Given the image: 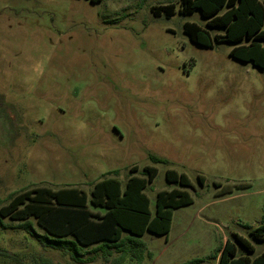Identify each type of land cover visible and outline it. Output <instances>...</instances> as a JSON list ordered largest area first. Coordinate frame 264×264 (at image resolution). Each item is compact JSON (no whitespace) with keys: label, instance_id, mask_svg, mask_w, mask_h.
<instances>
[{"label":"rangeland","instance_id":"374dc122","mask_svg":"<svg viewBox=\"0 0 264 264\" xmlns=\"http://www.w3.org/2000/svg\"><path fill=\"white\" fill-rule=\"evenodd\" d=\"M169 4L174 15L155 14ZM181 7V0H0L3 204L40 186L90 192L114 171L125 184L135 166L142 173L155 165L145 190L155 214L158 192L175 187L166 179L175 168L190 177L194 202L174 210L168 235L141 237L150 254L140 264H218L236 234L252 241L253 257L264 252L250 232L264 222V70L231 57L234 43H193L184 24L207 28V19ZM4 223L0 251L25 264H80L41 247L20 221ZM89 257L81 264H111L92 248L82 254ZM0 264L18 261L0 256Z\"/></svg>","mask_w":264,"mask_h":264},{"label":"trees","instance_id":"16d2710c","mask_svg":"<svg viewBox=\"0 0 264 264\" xmlns=\"http://www.w3.org/2000/svg\"><path fill=\"white\" fill-rule=\"evenodd\" d=\"M181 4V13L200 10L207 19V28L196 22L184 24V31L193 43L209 48L220 41L234 43L231 57L264 70V0H181ZM163 11L172 16L175 5L155 8L156 15ZM210 29L224 32L213 35ZM150 157L154 163H169L154 154ZM132 171L134 175L125 184L118 177L119 171L109 172L115 176L98 181L90 192L80 187L40 186L16 193L6 204L0 200V226L5 228L4 219L20 221V227L36 236L41 247L68 254L76 263L93 262L94 257L82 258V254L92 248L101 251L103 259L111 264H127L128 258L140 264L145 253L150 254L141 237L146 232L168 235L174 210L194 202L187 189L193 187V183L185 172L168 168L166 179L175 187L158 192L153 214L151 199L145 190L157 176V167L147 165L139 173L135 166ZM200 179L203 181L204 177ZM229 188L231 186L225 189ZM33 221L44 233L34 230ZM250 232L254 239L264 242V222ZM112 249L118 252L113 259L110 258ZM255 250L252 241L236 234L235 241L227 240L220 249L218 264H264V252L253 257ZM0 256L25 264L19 254L12 257L7 250L0 251ZM196 262L203 260L193 261Z\"/></svg>","mask_w":264,"mask_h":264}]
</instances>
